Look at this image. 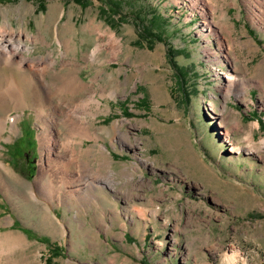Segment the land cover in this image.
<instances>
[{"label":"rangeland","instance_id":"374dc122","mask_svg":"<svg viewBox=\"0 0 264 264\" xmlns=\"http://www.w3.org/2000/svg\"><path fill=\"white\" fill-rule=\"evenodd\" d=\"M252 4L264 1L0 0V29L24 34L21 53L41 60L48 83L78 77L92 90L65 101L93 93L100 102L87 119L105 138L115 187L80 198L65 190L53 204L33 197L42 163L28 89L36 79L0 62V83L14 79L26 96L0 109L9 117L0 264H264V23ZM229 74L247 80L246 93L227 87ZM99 144L75 140L77 162L97 146V173ZM23 152L35 165L21 164Z\"/></svg>","mask_w":264,"mask_h":264},{"label":"bare ground","instance_id":"6f19581e","mask_svg":"<svg viewBox=\"0 0 264 264\" xmlns=\"http://www.w3.org/2000/svg\"><path fill=\"white\" fill-rule=\"evenodd\" d=\"M199 2L200 0H197L198 5ZM252 6L250 14L253 17L261 19L263 24L264 6H255L254 4H252ZM211 27L212 24H210L209 28ZM23 36L24 34L22 32L17 34L0 29V62H4V64H7L10 68L18 67L20 71H24L25 80H27L28 83L36 79V82L33 83L32 86H29L28 89L29 92L32 93L31 99L33 104L31 105L36 109L37 121L41 129L39 142L41 145L42 163H40L41 168L36 181L32 185L31 194L37 199L42 198L45 202L48 203L50 201L49 203L53 204L59 200L58 194L61 195L65 190H69L68 194L72 197L80 198L82 196L81 194L85 191H98L99 188H103L104 190L108 186L113 188L114 173L109 169V160L104 151L106 148L104 145L99 144L100 141L105 140V138L99 140V138L93 137L94 132L91 130L90 121L87 119L88 116L92 117L95 115L90 108L93 107V105L100 107V102L92 93V95L88 96V98L80 104L77 102L74 106H70V104L65 101L69 99L67 95L71 94V99L74 100L76 96L83 92L84 94L89 91L92 92L91 88L78 77L69 78V81H67L66 84L63 83L62 86L48 83L45 78L47 69L42 66L41 60H38V62L32 61V59L26 58L21 53L28 49L26 42H23ZM245 44L248 45L249 43ZM108 45L110 49L115 52L114 54L118 53L120 43L115 36L111 37ZM230 49H232V47H230ZM97 50H99V48L96 49V51ZM18 57H21V60H19ZM28 63H31L33 66ZM26 64L29 66L26 67ZM34 73H36L37 77H32ZM227 80L228 88L236 86L235 88L241 90L240 92L246 93V88L248 87L247 80L238 79L236 76L230 74L227 76ZM2 83L3 82L0 83V109H3V106L4 108L6 105L7 107L9 106L7 104L9 99H11V102L13 100L16 102H18V100L21 102L22 99L24 100L26 96L20 84L16 83L14 79L7 78L5 81L6 84ZM54 96L56 99L60 98L58 103L54 102ZM211 106L214 107L213 105ZM10 121L12 122V132L18 131L17 117L10 118ZM8 122L9 117L0 118V135L7 128ZM218 124L219 127L227 130L230 125L229 117L221 114L218 118ZM229 134L230 133L227 131L225 133L226 137H228ZM120 135L124 136L121 133ZM77 138L82 140L95 139L100 145L97 150L100 158V173H97L94 167V163L98 161L92 159L97 146L91 147L85 151L84 156L86 160L76 161L78 150L76 147L77 145L75 146V140ZM238 148L236 146H231L230 151L232 153L239 152L240 149ZM82 150L83 148L81 145L79 151L81 152ZM0 166L5 168L2 162H0ZM75 171H77L78 174ZM50 178L52 180H50L48 184L47 182ZM44 209H46V207ZM46 220L51 224L54 223L53 218L50 216ZM9 239L13 241L14 238L11 239L9 237Z\"/></svg>","mask_w":264,"mask_h":264},{"label":"trees","instance_id":"16d2710c","mask_svg":"<svg viewBox=\"0 0 264 264\" xmlns=\"http://www.w3.org/2000/svg\"><path fill=\"white\" fill-rule=\"evenodd\" d=\"M154 15H156V14H154ZM154 17H155V16H154ZM156 18H157V19H154V20H157V22H159L160 24H163V22H165V20H162V21H163V22H162V21H161V18H159V16H158V17L156 16ZM159 23H158V24H159ZM251 34H252L253 37L256 38L255 33H254L253 31H251ZM172 52H173V50H169V52H168V54L170 55L171 58L173 57V56L171 55ZM182 77H183V76H182ZM254 118H255V117H254ZM24 232H25L28 236H33V235H34V234L32 233V231H30V230H24ZM41 240L44 241L45 239H41ZM45 241H48V240H45Z\"/></svg>","mask_w":264,"mask_h":264},{"label":"flooded vegetation","instance_id":"af4514ba","mask_svg":"<svg viewBox=\"0 0 264 264\" xmlns=\"http://www.w3.org/2000/svg\"><path fill=\"white\" fill-rule=\"evenodd\" d=\"M27 151V150H26ZM24 152H23V157H22V160H21V164H22V162H23V160L25 161V164H26V162L28 163V164H34V159L33 158H30L29 156H32L31 154L29 155V156H25L24 157ZM37 159V158H36ZM35 159V160H36ZM20 164V163H19ZM21 164H20V166H21ZM27 165V164H26ZM35 165V164H34ZM16 167H18L17 165H16ZM36 167V166H35Z\"/></svg>","mask_w":264,"mask_h":264}]
</instances>
